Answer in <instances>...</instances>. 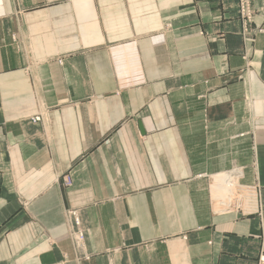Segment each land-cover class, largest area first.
Here are the masks:
<instances>
[{
    "label": "crops",
    "instance_id": "crops-1",
    "mask_svg": "<svg viewBox=\"0 0 264 264\" xmlns=\"http://www.w3.org/2000/svg\"><path fill=\"white\" fill-rule=\"evenodd\" d=\"M252 7L243 32L238 0H0V264H255ZM234 168L247 210L214 212Z\"/></svg>",
    "mask_w": 264,
    "mask_h": 264
},
{
    "label": "built area",
    "instance_id": "built-area-1",
    "mask_svg": "<svg viewBox=\"0 0 264 264\" xmlns=\"http://www.w3.org/2000/svg\"><path fill=\"white\" fill-rule=\"evenodd\" d=\"M255 10L252 7V0H238V15L243 27V32H248L253 22ZM259 33H264V23L254 28ZM42 120L41 115H35L31 121L36 123ZM243 172L241 169L234 168L226 172V179L222 186L221 193L214 196L212 202V209L214 212H223L228 210H235L241 213L246 212V198L239 186V179L242 177ZM65 187L72 185L70 176H65L62 179ZM75 225H78L79 219L76 210L69 211ZM83 232L76 229L74 232V239L78 246H82ZM255 264H264V241L261 243V248L258 253Z\"/></svg>",
    "mask_w": 264,
    "mask_h": 264
},
{
    "label": "bare ground",
    "instance_id": "bare-ground-1",
    "mask_svg": "<svg viewBox=\"0 0 264 264\" xmlns=\"http://www.w3.org/2000/svg\"><path fill=\"white\" fill-rule=\"evenodd\" d=\"M226 177H227V176H225V174H223L221 178H222V179H223V178L226 179Z\"/></svg>",
    "mask_w": 264,
    "mask_h": 264
}]
</instances>
